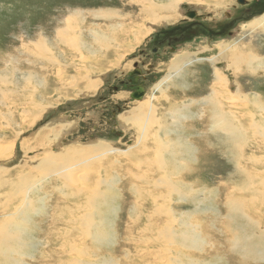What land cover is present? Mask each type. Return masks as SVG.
<instances>
[{
	"label": "rangeland",
	"instance_id": "1",
	"mask_svg": "<svg viewBox=\"0 0 264 264\" xmlns=\"http://www.w3.org/2000/svg\"><path fill=\"white\" fill-rule=\"evenodd\" d=\"M171 4L173 8H165ZM148 5L156 14L143 11ZM188 12L198 20L186 17ZM263 15L264 0H244V5L236 0H0V148L12 144V151L0 157V211L7 210L0 213V224L24 200V192L18 191L21 177L27 185L46 178L38 183L45 203L37 207L43 211L31 215L22 235L21 247L31 246L32 254L12 264L143 263V254L133 257L152 246L145 240L158 238L157 230L166 227L167 219L152 216L158 207L150 208L142 193H164L163 178L158 180L168 172L171 180L187 187L179 185V197L168 201L174 210L176 245L161 238L152 246L158 248L152 249L158 264L169 254L159 255V250L174 251L177 245L186 248L178 264H264V236H258L264 228V206L257 205L258 214L252 205L243 207V220L235 217L228 197L254 198L253 205H264V150L248 138L242 153L238 151L241 158L234 160L228 141L207 124L210 107L198 102L210 91L218 70V82L229 83L227 98L243 99L242 105L233 106H247L264 120V68L251 71L242 61V70L236 72L230 61L208 62L219 61V48L228 45L238 55L248 50L264 63V29L249 26ZM179 58L182 64L172 72ZM134 86L145 91L139 100L131 99ZM247 94L255 97L251 104L244 101ZM238 119L243 124L248 120ZM155 139L163 149L155 147ZM179 140H185L190 154L172 150ZM235 161L244 168L241 185ZM63 166L73 172L53 174ZM246 179L257 188L243 189L249 186ZM105 183L113 184L106 210L102 205L95 209L102 201L94 200L96 191L107 190ZM71 186L82 187L73 189L80 192V213L66 202ZM85 196L92 210L86 208ZM63 208H72L65 214L70 225ZM86 212L96 214L94 228L86 234L73 231ZM179 218L182 225L176 228ZM101 220L105 223L98 233ZM186 229L201 240L200 251L181 243Z\"/></svg>",
	"mask_w": 264,
	"mask_h": 264
},
{
	"label": "bare ground",
	"instance_id": "2",
	"mask_svg": "<svg viewBox=\"0 0 264 264\" xmlns=\"http://www.w3.org/2000/svg\"><path fill=\"white\" fill-rule=\"evenodd\" d=\"M174 4H171V5H167L165 8H173L171 6H173ZM143 11L147 14V15H152V14H156L155 13V10H153L154 7L148 5L147 7H143ZM77 13V12H76ZM75 13V14H76ZM79 13V12H78ZM109 13V12H108ZM100 15H104L105 13H99ZM95 16V15H94ZM115 16V15H114ZM108 17V16H107ZM110 18V16H109ZM153 20V19H152ZM153 23V22H152ZM155 23H157V21H155ZM154 23V24H155ZM250 27H252L254 30H263L264 29V15L259 17V18H256L254 19V21H252V23L249 25ZM262 27V28H261ZM257 28V29H256ZM235 47H231V46H228V45H224V46H221L219 48V54H218V57H219V61H217L216 59H210L208 62H212L213 64H217V62L220 63V61H223V63H226V61H230L231 64H236L234 66H232V68L234 69V71L238 72V71H241L242 70V66L239 67L238 64L242 61H245L246 63H243L245 65V67L251 71H254V70H259V68L263 67L264 68V63L263 62H257L258 61V57L256 55H253L251 54L250 52H247L243 54V52H240V55L237 54V52L235 51ZM183 58H187V57H183ZM248 58H251V61H248ZM242 59V60H241ZM201 61V60H200ZM196 62H199V61H196ZM192 63V62H191ZM211 63V64H212ZM182 64V60L179 58L178 60L174 61L173 62V65H171V71L172 72H175L176 70L179 69V66ZM188 64V63H186ZM190 64V63H189ZM183 67V66H182ZM182 67L180 69H182ZM214 67V66H213ZM264 71V69H262ZM215 77H216V80L212 83V86L210 88V91L206 94H204V96L201 97V99H199L198 102L200 101H203L204 104H207L209 107H210V115L205 117L206 118V121H207V124L208 126H210L211 129H214V131H216L217 133H221L225 140H224V143H226L228 141L229 145L231 148H229V151L233 150L234 152V160H239V158H241L239 155H238V151L242 153V149H244L245 147V144H246V139H255L256 141V145L259 146L260 150H264V144L261 143V141H264V120L262 119H257V113H253L250 111L249 107H245L244 105L241 106V107H236V106H233V104H237V105H242L243 104V99L239 98L236 101H230L229 98H227L229 94L227 91H226V88H228V85L229 83L226 82V81H223L221 83H219L218 81L221 80V77H220V73H218V70L215 71ZM237 82V81H235ZM227 83V84H226ZM235 86V84H234ZM239 87V86H238ZM157 89H161V86H157L156 87ZM212 88H215V89H212ZM144 94H145V91H144ZM252 95H249L247 94L246 95V99H244V101L246 102H250V104L252 102H254L255 100V97H251ZM249 99V100H248ZM148 101V100H146ZM197 101V100H196ZM197 102V103H198ZM149 104V101L146 102V106L148 108H150V105ZM229 105V106H227ZM187 108V105H184V108ZM208 107V109H209ZM241 110H243V112H241ZM246 110H249L248 112H246ZM244 114V115H243ZM205 116V113L202 114V116ZM240 116H244L245 118H247L248 120L243 124L242 121H240L238 118ZM248 116V117H247ZM256 117V118H255ZM122 123L123 125H128L129 123H126L122 120ZM130 123H133V122H130ZM156 140V139H155ZM240 141V142H239ZM160 142L158 140H156V143H155V147L157 149H163V143L160 145L159 144ZM8 147V146H7ZM242 147V148H241ZM176 149V153L178 155L181 154V151H184L188 154H190V148L187 147V145L185 146V140H179V142H175L174 146H173V149L174 150ZM178 149V150H177ZM12 151V144L9 145V148L6 149L4 147H1L0 148V157L4 154H7L8 152H11ZM117 151H109L108 154H114L116 153ZM138 154V153H137ZM11 153L8 155L10 156ZM242 156V155H241ZM64 157V156H63ZM134 157V156H133ZM183 158V156H181ZM244 158V155L242 156ZM252 159V158H251ZM264 159V157L262 158V160ZM235 161V165L237 167V177L239 178V182H240V185L242 184V179H240V176H241V173L244 171V168L243 166L236 162ZM250 162H255L254 160H250ZM177 164L182 167L184 166V162H182V160L179 158V162H177ZM50 166H52L53 164L52 163H49ZM138 166V165H137ZM166 167H164V173L167 171V168L165 170ZM180 169V168H179ZM179 169H175L174 170V175H175V178L177 179V172ZM68 171H72V169H69L68 170V167L67 166H63L61 167L60 169H56L55 171H53V174L54 175H60V174H66ZM158 171V170H157ZM176 171V172H175ZM134 172V171H133ZM132 172V173H133ZM148 171H146V173H148ZM154 172V171H153ZM136 173V172H135ZM145 173V175H146ZM106 174V172H105ZM245 174V173H244ZM250 173H248V177L250 176L249 175ZM107 175V174H106ZM252 175V174H251ZM20 176V175H19ZM137 176V175H136ZM171 176L172 174L171 173H166L165 175L162 174L161 177H159V180L160 181L162 178H163V186L162 188L164 189V193L162 194H158V195H154L152 193H142L143 194V197L146 199L145 202H147L150 206V208H152V206L154 208H157L155 211L152 212V216H159V217H165V220H166V223L165 226L166 227H162V228H157L159 230H157V235L159 236L157 238L156 237H153L152 239H148V240H145L146 243L148 241H150V243L153 245H155L157 242H159V240L161 238H167L169 239L171 242L170 244H172L173 242L175 243L176 245V239H174L173 237H175V233H177V231H174L172 230V222L174 221V213H173V208H171V205H170V201L172 196H178L180 194H176L175 192L180 189L179 185L181 187H187L186 184H184L183 182H179L176 181V180H171ZM252 176H255V175H252ZM139 177V176H138ZM24 178V177H23ZM142 178V177H140ZM22 179V177H21ZM21 179L18 181L20 187H19V190L18 191H21L22 193L24 192V202L21 200V204L19 203V206L17 207V209L15 210L16 213H11V214H6L7 215V218L6 219H3V223L0 224V264H12L16 261H18V259L20 258H24V257H30L31 254H32V249H31V246L29 245H24L21 247V244H22V235H24L27 231H28V224L31 222V215L34 214V213H40L41 211H43V209L37 207V204H43L45 203V194L42 195V190L43 189H40L39 190V187H38V183L40 181H43L45 180L46 178H43L39 181L38 180H34L33 182H30L28 185L26 184V179L24 178L23 181H21ZM64 181L67 180V178H63ZM74 179V178H73ZM143 179V178H142ZM250 179V177H249ZM253 179V178H252ZM251 179V180H252ZM109 181V180H108ZM141 181V180H140ZM4 182V181H3ZM68 182V180H67ZM264 182V181H263ZM12 183V182H11ZM73 184L75 183L74 181L72 182ZM244 183H247L249 186L243 188V189H246V188H253L255 189L254 187L257 188V184L254 183V181H251L250 184L248 183V179H246L244 181ZM153 185V184H152ZM12 186V184H11ZM86 186V185H84ZM113 184H103V187H106L107 190H98L96 191V199H94L95 201H100L102 200L100 203H95L94 204V208L96 209L99 205L103 206V208H105L106 210V206H107V203H108V195L106 196V194H108V188H113L112 187ZM136 185H134L135 187ZM246 186V185H244ZM76 187V186H74ZM102 187V188H103ZM158 187V186H157ZM160 187V186H159ZM79 190L82 188L78 187ZM85 188V187H83ZM17 189V188H16ZM72 189V190H71ZM71 189H68L70 190L67 194H65V197L66 198V202L68 204H74L75 205V208H76V212L77 213H80L82 212V205H80L79 203H77L80 199V192L77 193V191H79L77 188H73V186H71ZM73 189H76L77 191L75 192ZM86 189H89L88 187L85 188ZM141 189V188H140ZM57 190V189H56ZM91 190V189H90ZM122 190V189H121ZM147 190V189H146ZM165 190L167 192H165ZM238 190L239 192H241V188H238L236 189ZM257 190V189H256ZM60 191V190H59ZM74 191V192H73ZM82 191V189H81ZM89 191V190H88ZM145 191V190H144ZM182 191V190H181ZM138 192V190H137ZM192 192V191H191ZM166 193V194H165ZM85 194V192H84ZM90 194V192H89ZM94 194V193H93ZM92 194V195H93ZM235 194V193H233ZM86 195V194H85ZM90 196V195H89ZM88 196V197H89ZM106 196V197H105ZM64 197V198H65ZM86 197V196H85ZM84 197V198H85ZM88 197H86V203H88L87 207L85 205L86 208L92 210L93 207H90V204L91 203L90 201L87 202V199ZM179 197V196H178ZM231 198L232 200V204L231 206L234 207V213L236 214L235 217L238 218V217H241L243 218L244 220V216H243V213L241 212L243 207L244 209L246 207H249L250 205H252L253 207H255L257 209V205H260V206H264V205H261L259 202H255V205L252 204V198L251 201H245L241 198H236L234 199V197L232 196H228ZM254 197V196H253ZM91 198V197H90ZM259 197H256V199H258ZM103 199H106L103 200ZM159 199V200H158ZM234 199V200H233ZM255 199V200H256ZM91 200V199H90ZM93 200V199H92ZM137 200V199H135ZM141 200L142 199H139L140 203H141ZM144 200V199H143ZM170 200V201H169ZM169 201V202H168ZM9 202V200L7 201ZM106 202V203H105ZM253 202V203H254ZM14 203V202H13ZM81 203V202H80ZM143 203V202H142ZM137 204V203H136ZM143 205V204H142ZM39 206V205H38ZM84 206V205H83ZM93 206V205H92ZM138 206V205H137ZM140 206V205H139ZM138 206V207H139ZM44 207V206H43ZM53 207V206H52ZM63 207V206H61ZM84 207V208H85ZM134 207V206H133ZM141 208L144 207V206H140ZM55 208V207H54ZM59 208V207H58ZM57 208V209H58ZM92 208V209H91ZM8 209V208H7ZM72 209V208H67V209H61V213L62 215L64 216L63 218L65 219V222L68 223L70 225V221H66V216L65 214L68 213V211ZM89 210V211H90ZM136 210V209H135ZM137 210L139 211L140 209L137 208ZM7 211L6 209H3L0 211V213H2ZM54 211L56 212L57 210L54 209ZM71 211V210H70ZM86 211V210H85ZM98 211V210H97ZM72 212V211H71ZM84 212V211H83ZM105 212V211H104ZM258 212H260V210L257 209V214ZM57 213V212H56ZM75 214V213H74ZM83 214V213H82ZM132 214V213H131ZM135 214V213H134ZM143 214V213H142ZM58 215H61L60 213ZM70 215V214H69ZM84 215V214H83ZM96 214H89L88 212L85 213V216L87 217H82V218H79L77 219L76 221L78 222V228L74 229L73 231L77 230V231H80L82 234H86L89 232V230L92 229L94 223H93V217L95 216ZM150 215V214H149ZM245 215V214H244ZM82 215H80L81 217ZM133 216V215H132ZM141 216V215H140ZM148 216V215H147ZM246 216V215H245ZM0 217H1V214H0ZM131 217V215H130ZM136 217V216H135ZM138 217V216H137ZM72 218V217H71ZM129 218V217H128ZM140 218V217H139ZM149 219H151L150 217H148ZM147 218V219H148ZM132 219V218H131ZM138 219V218H137ZM148 219V221H149ZM181 218H179V223L177 225L176 228L178 227H181L182 225V221L180 220ZM128 220V219H127ZM187 220V219H186ZM72 221V220H71ZM75 221V220H74ZM73 221V222H74ZM102 221V222H101ZM101 221H98V233L100 232V229L103 231V225L105 223L104 220H101ZM139 221V220H138ZM141 221V220H140ZM168 221V222H167ZM189 221V220H187ZM59 222V221H58ZM72 222V223H73ZM53 223V222H52ZM106 223H108V221H106ZM134 223H138V222H134ZM152 223V222H151ZM186 223V222H183V224ZM128 224V223H127ZM150 224V223H149ZM154 224V223H153ZM152 224V225H153ZM156 224V223H155ZM76 225V224H75ZM135 225V224H134ZM253 225V224H252ZM53 226V225H52ZM95 226V225H94ZM102 227V228H101ZM146 227V226H145ZM144 227V228H145ZM184 227H185V224H184ZM193 227V226H192ZM256 225H253V228H255ZM64 228V227H63ZM67 227H65L66 229ZM94 228V227H93ZM131 228V227H130ZM138 228V227H137ZM148 228V226L146 227ZM150 228V227H149ZM189 229V227H187ZM128 229V228H127ZM186 229V230H183V234L182 236H180L179 239H181V243L183 244H188V246L190 248H194L196 249L197 251H200L201 249H198V247L200 248L199 244L198 243H202L201 240H199L197 238V235L195 233L194 234H190L189 233V230ZM141 230V229H140ZM144 230V229H143ZM149 230V229H147ZM59 231V230H58ZM71 231V230H70ZM129 231V230H128ZM142 231V230H141ZM55 232V231H54ZM133 232V231H132ZM140 232V231H139ZM138 232V233H139ZM156 232V231H155ZM192 232V231H191ZM259 232V231H258ZM264 232V228L263 229H260V232L258 233V236L259 237H263L264 235L262 234ZM62 233V232H61ZM146 233V232H145ZM149 233V232H148ZM152 233V232H151ZM245 233L248 234V232L245 230ZM32 233L30 232L29 235H31ZM65 234V233H64ZM101 234V233H100ZM144 234V233H143ZM142 234V235H143ZM181 234V233H180ZM247 234H244L246 239H247ZM61 235V234H60ZM58 235V236H60ZM97 235V233H96ZM48 236V235H47ZM63 236V235H62ZM91 236V235H90ZM98 236V235H97ZM66 237V236H65ZM84 237V236H82ZM87 237V236H86ZM92 237V236H91ZM101 237V236H99ZM112 237V236H111ZM61 238V237H60ZM90 238V237H88ZM93 238V237H92ZM106 238L109 239L108 235H106ZM132 238V237H131ZM144 238V237H142ZM46 239V238H45ZM57 239V237H56ZM260 239V238H259ZM67 240V239H66ZM74 240V239H72ZM93 240V239H92ZM95 240V239H94ZM140 240V239H139ZM166 240V239H165ZM65 241V240H63ZM168 241V240H167ZM34 242V241H33ZM66 242V241H65ZM130 242V241H128ZM135 242V241H134ZM32 243V242H31ZM49 243V241H48ZM47 243V244H48ZM55 243V242H54ZM73 243V242H72ZM136 243V242H135ZM143 243V242H142ZM149 243V242H148ZM165 243V242H163ZM168 243V242H167ZM173 243V245H174ZM33 244V243H32ZM45 244V246L47 245ZM77 244V243H76ZM80 244V243H79ZM137 244V243H136ZM139 244H140V241H139ZM198 244V246H197ZM43 245V244H42ZM63 245V244H62ZM66 245H68L66 243ZM165 245V244H164ZM79 246V245H78ZM148 247L145 248V249H141V250H137L138 252H136V256H134L133 258H138L137 256L142 255L141 258H144L143 256H145L146 260L142 263L141 261H136L134 262L133 264H144L146 261H148L149 263H145V264H158V262L160 261L159 259H156L154 257V254L153 252L156 251L158 248L157 247ZM260 246V245H259ZM62 247V246H61ZM65 247V246H64ZM71 247V246H70ZM89 247V246H88ZM178 249H174V251H172L169 247H168V251H164L162 249L159 250V255H162L163 252L164 253H169L168 256H163V261H161L163 264H166V263H169V262H174V264H178L179 263V260H181V257H183L182 255H186L185 253H182L183 251H186V248H182L180 247L179 245H177ZM68 248V247H67ZM154 251H152V249H155ZM162 248V247H161ZM167 248V247H166ZM26 249V251L24 252V250ZM74 249V247H73ZM79 249V248H78ZM85 249V248H84ZM88 249V248H87ZM28 250H30V252H27ZM85 252V251H84ZM87 252V251H86ZM129 252V251H128ZM26 253V254H25ZM50 253V252H49ZM53 253V252H52ZM55 253V252H54ZM57 253V252H56ZM70 253V252H69ZM88 253V252H87ZM28 254V255H27ZM82 254V253H81ZM81 254L77 253V256H81ZM49 255V254H48ZM89 255V254H88ZM150 255V257H149ZM47 257V256H46ZM66 257V256H65ZM127 256H125V259H126ZM167 257V259H166ZM178 257V258H177ZM90 258V257H89ZM92 258V257H91ZM67 259V257H66ZM65 259V260H66ZM93 259V258H92ZM85 260V259H84ZM95 260V259H94ZM128 260V259H127ZM159 260V261H158ZM72 261V260H71ZM70 261V262H71ZM69 262V261H68ZM78 262H79V259H78ZM83 262V261H82ZM81 262V263H82ZM24 263V262H23ZM46 263V262H45ZM62 263V262H61ZM72 263V262H71ZM74 263V262H73ZM76 263V262H75ZM74 263V264H75ZM103 263V262H102ZM119 263V262H118ZM95 264V263H94ZM124 264H129L128 262H124ZM188 264H191V263H188Z\"/></svg>",
	"mask_w": 264,
	"mask_h": 264
},
{
	"label": "water",
	"instance_id": "3",
	"mask_svg": "<svg viewBox=\"0 0 264 264\" xmlns=\"http://www.w3.org/2000/svg\"><path fill=\"white\" fill-rule=\"evenodd\" d=\"M236 2L239 4V5H244V0H236ZM195 14L193 12H188L186 14V17L188 18H191V17H194ZM195 20H198V18H194ZM139 75V73H137ZM131 90L134 91V93L131 94V99L132 100H139L141 97H143L144 95V89L141 87V86H134L132 88H130Z\"/></svg>",
	"mask_w": 264,
	"mask_h": 264
},
{
	"label": "flooded vegetation",
	"instance_id": "4",
	"mask_svg": "<svg viewBox=\"0 0 264 264\" xmlns=\"http://www.w3.org/2000/svg\"><path fill=\"white\" fill-rule=\"evenodd\" d=\"M247 12H250V9H248Z\"/></svg>",
	"mask_w": 264,
	"mask_h": 264
}]
</instances>
